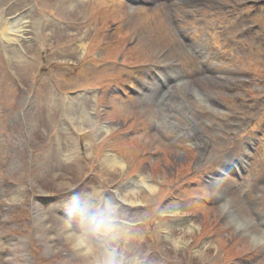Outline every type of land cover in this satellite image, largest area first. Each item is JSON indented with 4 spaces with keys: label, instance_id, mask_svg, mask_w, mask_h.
Masks as SVG:
<instances>
[{
    "label": "rangeland",
    "instance_id": "374dc122",
    "mask_svg": "<svg viewBox=\"0 0 264 264\" xmlns=\"http://www.w3.org/2000/svg\"><path fill=\"white\" fill-rule=\"evenodd\" d=\"M142 1L146 4L117 0L108 8L104 0H0V9L12 6L4 11L6 16L25 12L27 35L33 42L22 44L30 55L17 61L8 59L0 42V264H106L99 239L73 225L60 199H65L62 192L66 190L75 195L73 190L89 164L103 179L104 166L94 154L107 153L105 143L110 140L121 147L117 141L127 138L129 130L139 134L130 137L136 143L123 144L124 154L130 149L129 155L141 163L150 152L156 160L147 161L150 170L133 166L132 176L143 173L145 180L152 178L159 184V190L141 191L136 182L134 190L139 193H118L126 203H141L121 204V208H140L135 221L120 218L118 210L112 224L105 219L106 212H101L102 229L105 223L106 229L118 234L115 228L138 224L144 208L151 205L154 215L145 213L142 225L131 229V239L126 237L130 246L137 240L141 244L136 247L138 252L128 251L127 264H134L132 258L137 256L143 261L139 264H264V242L254 240L256 234L264 236V191L256 178L264 175V166L248 169L238 181L220 180L223 194L217 201L213 197L217 188L209 177L208 186L199 192L188 193L189 188L180 187L171 198L163 189L168 190L180 177L188 180L193 175L191 165L195 173L215 169L226 151L223 147L216 152L217 128L227 131L233 123H241L240 117L264 108V0ZM220 43L224 44L221 52L217 51ZM201 61L206 67L200 66ZM163 62L181 66L180 76L172 83V96L181 95L189 103L191 110L186 113L195 119L202 141H198L199 134L194 137L176 129L168 134L164 126L151 120L156 108L163 113L172 98L155 105L153 98L141 97L128 105L134 108L129 111L122 101L110 98L112 110L107 115L101 110L105 100L100 89L103 94L107 88L115 89L110 85L115 83L128 91L130 83L138 91L136 73L149 63L158 66ZM244 71L253 76L247 77ZM246 77L249 86L243 82ZM140 78L144 79L141 74ZM184 81L217 102L184 96L176 83ZM76 90L90 93L80 98L73 96ZM80 99L85 100L78 105ZM210 104L229 111L211 113L205 108ZM180 120L186 122L184 117ZM206 121L211 123L208 129ZM122 122L121 134L112 138V130ZM263 122L264 116L257 120V124ZM78 156L82 164L75 162L72 170H66ZM174 166H179L178 175L170 181L167 176ZM125 172L108 177L111 190L124 185L131 188L127 184L131 180L120 179ZM95 178L86 180L83 188L92 187ZM191 195L208 196L215 205L201 208L197 204L191 211L179 201L187 203ZM226 202L248 221L246 228L240 230L223 211ZM78 243L84 250V244L88 245L91 254L81 253ZM117 244L122 245L121 241Z\"/></svg>",
    "mask_w": 264,
    "mask_h": 264
},
{
    "label": "bare ground",
    "instance_id": "6f19581e",
    "mask_svg": "<svg viewBox=\"0 0 264 264\" xmlns=\"http://www.w3.org/2000/svg\"><path fill=\"white\" fill-rule=\"evenodd\" d=\"M3 24H4V26L1 27V29H0V38L2 39V37H4V39L9 43V42L13 41L15 38H17L22 26L19 25L18 19L14 22H4ZM176 72H178V71H176ZM179 87H180V89H182L184 94H187V96L195 97L199 100L201 98H203L204 100H206L212 104L214 102V99L211 96L201 93L200 89H198L194 86H190L187 81L179 83ZM171 104H173V103H171ZM192 127H193V124L190 125L189 131L191 132V134H192V132L194 134H196L195 130L196 131H198V130L196 129V127H193V128ZM116 162H115V160H110L109 165L110 166H116V165L118 166L119 162H117V163ZM142 188H145L149 192H152L155 187L147 184L146 187L143 186ZM129 191L131 194L134 195V190L131 189ZM222 208H223V211L226 212V214H230L232 221H234L237 225L239 224L238 226H239L240 230L247 227L248 221H246V219L238 217L237 214L234 213V210L232 209V207L229 205L228 202L223 204ZM254 240L257 241L258 243L264 242V236L263 235L257 236V234H256L254 237ZM80 244L81 243H78V246L80 247V252L86 253V251H88V245L84 244V246H85V250H84V247L82 248V245H80Z\"/></svg>",
    "mask_w": 264,
    "mask_h": 264
},
{
    "label": "clouds",
    "instance_id": "9594fccd",
    "mask_svg": "<svg viewBox=\"0 0 264 264\" xmlns=\"http://www.w3.org/2000/svg\"><path fill=\"white\" fill-rule=\"evenodd\" d=\"M86 255H89V254H91V250H88V251H86V253H85Z\"/></svg>",
    "mask_w": 264,
    "mask_h": 264
}]
</instances>
